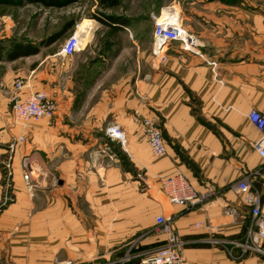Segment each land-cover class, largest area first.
I'll return each mask as SVG.
<instances>
[{
    "label": "crops",
    "instance_id": "0c3cea01",
    "mask_svg": "<svg viewBox=\"0 0 264 264\" xmlns=\"http://www.w3.org/2000/svg\"><path fill=\"white\" fill-rule=\"evenodd\" d=\"M263 7L264 0L173 3L169 10L195 37L200 53L171 43L157 54L151 48L144 66L133 35L124 36L132 67L122 60L105 68L79 66L86 43L72 56L51 53V45L44 54L17 58L14 47L0 50V264H118L132 250L128 264H139L140 256L162 245L153 233L159 215L178 233L189 262L264 264L257 254L241 256L213 244L244 237L250 208L232 190L242 177L261 195L264 215V163L252 148L259 133L247 119L253 110L264 117ZM5 39L7 32L0 36ZM111 47L105 44V50ZM27 77L33 90L54 97L55 111L29 124L26 142L10 154L19 131L9 93L15 79ZM141 119L156 122L165 156L151 154ZM109 124L124 132V149L106 137ZM106 147L112 158L104 157L108 165L96 170L94 153ZM8 157L12 186L6 194ZM22 158L39 186L32 198L24 188ZM176 172L205 194L202 204L186 210L168 202L161 182ZM199 222L204 227L194 229Z\"/></svg>",
    "mask_w": 264,
    "mask_h": 264
},
{
    "label": "built area",
    "instance_id": "2783aa9c",
    "mask_svg": "<svg viewBox=\"0 0 264 264\" xmlns=\"http://www.w3.org/2000/svg\"><path fill=\"white\" fill-rule=\"evenodd\" d=\"M262 10L264 12V7ZM74 34L75 32L63 43L56 55L72 56L77 51L75 48L77 40ZM171 43L177 44L181 51L194 55H199L200 53L195 37L182 27L178 14H174L173 11L169 10L154 22L152 32L154 53H160L164 46ZM211 64L214 65V63ZM9 104L13 125L19 131L8 145L10 154H14L17 148L26 142L24 132L29 124L52 117L55 111V102L54 97L46 92L33 90L31 79L27 77L14 80L9 93ZM247 119L259 133V138L254 142L252 148L258 158L264 163V117L253 110L248 114ZM136 121L139 120L136 119ZM140 123L151 154L158 158L165 156L166 146L156 122L150 119H141ZM105 135L110 140L116 141L120 148L124 149L125 134L118 125L109 124L105 130ZM112 154L113 152L109 147L96 151L93 156V168L96 170L104 169L108 165V162H104V157L111 160ZM20 167L23 174L24 188L28 196L32 198L39 186L32 181L30 169L28 168V158L21 159ZM3 168L5 176L11 184V157L5 159ZM252 175L257 176L259 172L255 171ZM161 184L162 192L171 205L180 206L187 210L202 204L205 200V194L197 192L181 172H176L162 179ZM232 190L241 196L244 204L249 206V223L241 241H214L213 244L223 245L230 249H238L241 256L254 253L264 257V215L261 195L253 188L251 179L247 176L234 183ZM203 227L204 224L202 222L193 226L194 229ZM153 233L162 239V245L153 252L140 256L139 264H194L189 262L184 256V243L170 222L162 215L155 218ZM133 257L125 255L118 261V264H125ZM53 264L76 263L64 260Z\"/></svg>",
    "mask_w": 264,
    "mask_h": 264
},
{
    "label": "rangeland",
    "instance_id": "374dc122",
    "mask_svg": "<svg viewBox=\"0 0 264 264\" xmlns=\"http://www.w3.org/2000/svg\"><path fill=\"white\" fill-rule=\"evenodd\" d=\"M187 1L189 0H78L64 7H46L39 3H28L27 0H0V36H4L6 32L9 34V39L0 40V50L10 51L16 46H37L42 40L61 31L65 25L72 24L62 34L57 45L59 50L74 32L78 36L82 35L81 47L86 44L80 58L84 57L86 60L84 63L80 62L79 66L95 65L105 68L118 65L119 60H122L123 66L132 67L131 46L124 37L128 35H133L140 47L144 66L146 60L153 56L148 33L153 30L155 20L168 12V7L173 3L183 4ZM107 16L120 18L125 22L118 27L111 39H107L109 29L99 21ZM87 21L91 23L87 24ZM86 28L89 30L84 33ZM105 40L112 42L110 51L105 50ZM51 46L54 47L55 44ZM38 50L44 54L46 48L42 46ZM4 186L8 194L11 184L6 176ZM132 253L133 250L128 251L127 255L133 257Z\"/></svg>",
    "mask_w": 264,
    "mask_h": 264
},
{
    "label": "trees",
    "instance_id": "16d2710c",
    "mask_svg": "<svg viewBox=\"0 0 264 264\" xmlns=\"http://www.w3.org/2000/svg\"><path fill=\"white\" fill-rule=\"evenodd\" d=\"M28 3H39L46 7H64L67 5H70L72 3H76L78 0H27ZM8 3V1H6ZM100 23L105 26L107 29H109L107 39H111L114 37V32L117 31L118 27L125 24V22L120 18H115L112 16H107L103 18L102 20H99ZM87 24H90L91 21H87ZM72 26V24L65 25L61 31L58 33H55L50 38L46 40H42L37 46L34 45H26V46H16L14 48V58L25 56V55H34L38 53L39 47H48L52 44H55V46L50 50L51 53L55 52L58 49L57 43L62 39V34L65 31H68L69 28ZM105 43L111 45L112 42H109V40H105Z\"/></svg>",
    "mask_w": 264,
    "mask_h": 264
},
{
    "label": "bare ground",
    "instance_id": "6f19581e",
    "mask_svg": "<svg viewBox=\"0 0 264 264\" xmlns=\"http://www.w3.org/2000/svg\"><path fill=\"white\" fill-rule=\"evenodd\" d=\"M78 29V28H77ZM86 30H89V28H86L84 33H86L87 31ZM74 37L76 38L77 40V43H76V50L79 49L82 45V42H83V36H78L77 34L74 35Z\"/></svg>",
    "mask_w": 264,
    "mask_h": 264
}]
</instances>
